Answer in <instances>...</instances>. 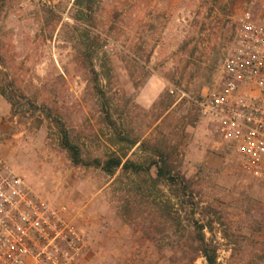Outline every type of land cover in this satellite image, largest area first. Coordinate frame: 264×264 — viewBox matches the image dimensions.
Segmentation results:
<instances>
[{"label":"rangeland","instance_id":"374dc122","mask_svg":"<svg viewBox=\"0 0 264 264\" xmlns=\"http://www.w3.org/2000/svg\"><path fill=\"white\" fill-rule=\"evenodd\" d=\"M245 11L264 23V0H0V155L67 207L78 264H207L198 225L218 264H264V176L238 167L198 107ZM62 128L87 160L147 164L162 146L194 199L154 165L74 163Z\"/></svg>","mask_w":264,"mask_h":264},{"label":"built area","instance_id":"2783aa9c","mask_svg":"<svg viewBox=\"0 0 264 264\" xmlns=\"http://www.w3.org/2000/svg\"><path fill=\"white\" fill-rule=\"evenodd\" d=\"M217 73L218 83L199 100V111L238 167L263 177L264 23L249 11L239 18ZM85 247L67 207L52 204L0 155V264H78Z\"/></svg>","mask_w":264,"mask_h":264},{"label":"trees","instance_id":"16d2710c","mask_svg":"<svg viewBox=\"0 0 264 264\" xmlns=\"http://www.w3.org/2000/svg\"><path fill=\"white\" fill-rule=\"evenodd\" d=\"M48 114V113H47ZM107 119L108 121L112 123V121L109 119L108 111H106ZM62 143L63 145L69 150V153L71 155V158L74 163H82V164H95L96 166H100V168L105 171L108 174H114L115 171L120 168L122 171H131L134 173L140 172V171H147L150 169L152 165L156 168V176L158 179L164 180L167 185L175 186L178 188L183 187V191L181 194L178 195V199L182 196L189 195V199H194V195L190 189V185L186 181L185 177L183 175H180L178 172H174L170 168L169 164V158L170 155L167 152L165 148L162 146H153L151 147L153 149V159L151 162H148L147 164L144 163H136L131 161L129 158H125V153H116L112 152L111 155H109L104 160H101L97 157L92 159H84L81 156V151L78 145H75L70 140L67 131L62 128ZM119 138L124 139V135H120ZM127 140L131 145H135L139 143V147L144 146V141L140 140L139 137H126ZM189 193H187V191ZM190 210L192 211V214L196 212L197 210V203L193 202L191 205ZM192 216V215H191ZM203 225H198L195 227L196 234L198 236V242L200 246V250L202 255L204 256L207 264H218L217 263V256L216 251L214 248L210 247L205 241L202 234Z\"/></svg>","mask_w":264,"mask_h":264}]
</instances>
